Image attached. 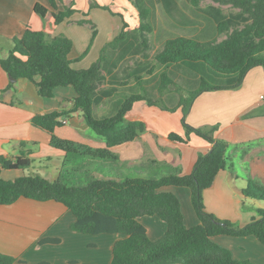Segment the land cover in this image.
Returning a JSON list of instances; mask_svg holds the SVG:
<instances>
[{
  "label": "trees",
  "instance_id": "16d2710c",
  "mask_svg": "<svg viewBox=\"0 0 264 264\" xmlns=\"http://www.w3.org/2000/svg\"><path fill=\"white\" fill-rule=\"evenodd\" d=\"M138 9L140 24L133 31L127 30L128 23L120 34L104 45L98 60L86 69H75L72 65L81 60L73 57L74 42L64 34L50 37L44 31L28 27L20 37L12 39L13 46L0 65L16 79H28L36 84L40 95L52 97L55 88L73 86L77 92L74 105L70 108L36 115L32 119L35 126L51 134L52 145L64 150L67 155L83 149L94 156H110L108 148L136 139L147 129V123L141 117L126 118L135 102L146 100L165 110L174 111L182 107V123L186 138L172 132L170 138L186 141L196 134L210 144L211 149L200 154L194 169L189 174L173 172L161 178H148L135 174L125 179L93 178L82 185H69L62 180L51 181L40 172L24 174L14 179L2 177L3 170L29 169L32 160L28 152L15 158L0 156V204L8 205L22 197L39 201L55 200L65 204L75 215L71 228L85 234L120 233L124 237L113 246V258L110 264H256L249 259H237L230 249L221 246L214 238L221 235L233 237L254 236L264 245V208H256L257 216L249 223L221 219L209 212L204 201V192L212 187L217 175L228 167L229 143L216 136L219 125L194 126L187 120L196 98L206 91L239 88L247 73L256 66L264 67V0H212L219 5L237 8L238 12L224 14L214 4L207 6V16L215 24L218 34L228 37L221 42L199 41L187 36L169 38L165 49L157 56L164 66L184 65L202 73L206 67L224 79L222 84H213L201 74L200 85L181 94L176 106L168 107L149 94L131 93L125 97L115 114L99 116L95 105L99 104L98 91L107 70L108 55L114 53L128 39L140 36L137 30H153L150 22L143 18L151 13L157 1L170 7L173 0H130ZM200 7L202 0H190ZM63 0H49V6L36 4L34 11L42 17L51 10L56 24L71 18L78 10L60 4ZM149 3L151 5H149ZM91 7L110 10L109 5H99L93 1ZM83 21H80L82 24ZM95 34V31L93 32ZM147 66H138L135 73H142ZM139 80V78H137ZM163 89L168 90L172 79L162 74ZM81 109L86 124L98 135L104 137L108 148L91 149L73 141L59 138L55 130L63 122L60 118ZM23 146L25 143L22 144ZM186 187L191 192L193 207L199 223L188 227L185 223L179 197L165 188ZM247 198L264 202V186L249 179L243 189ZM145 215H157L167 223L164 236L153 241L146 226L140 221ZM58 243V238H45L40 244ZM14 256L0 252V264H17Z\"/></svg>",
  "mask_w": 264,
  "mask_h": 264
},
{
  "label": "crops",
  "instance_id": "0c3cea01",
  "mask_svg": "<svg viewBox=\"0 0 264 264\" xmlns=\"http://www.w3.org/2000/svg\"><path fill=\"white\" fill-rule=\"evenodd\" d=\"M93 1L99 5H109L115 14L100 7L92 8ZM37 3L49 6V0H0V45L5 47L2 49L0 46V53L4 55L0 58L8 55L12 39L20 37L30 27L44 31L50 37L64 34L72 39L74 58L81 57L88 50L80 61L72 65L75 69H86L98 60L103 46L120 34L124 21L128 23L129 31L137 29L140 24L138 9L130 0H63L61 9L71 6L78 11L60 24L55 23L51 10L45 17L37 14L34 11ZM80 21L83 23L80 24ZM131 40L134 38L128 39ZM110 54L107 68L111 64ZM116 79H112L109 87L99 88L100 102L94 108L99 116L105 117L108 99L114 98L119 90ZM76 97L77 92L71 85L59 86L52 97H44L34 82L24 78L14 82L0 65V156L15 158L22 154V150L28 152L33 163L31 170L40 172L51 181L62 180L66 165L68 167L72 158L76 165L72 161L69 167L75 172L79 168L86 171L88 161L97 160V157L101 158L102 163L99 168L92 167L89 174L94 178L125 179L141 174L155 179L173 172L191 173L200 154L207 153L212 147L194 133L186 141L170 138L172 132L186 138L182 107L169 111L150 105L146 100H139L126 118H143L147 123L146 131L132 141L111 148H108L104 137L86 124L81 109L60 118L67 122L56 128L55 133L59 138L91 149L108 148L113 154L112 157L94 156L78 149V152L66 156L64 150L52 145L51 134L35 126L32 119L36 115L70 108ZM187 120L197 127L218 124L216 136L226 140L231 148L228 154L231 164L217 175L213 186L204 192L207 210L221 219L240 225L249 223L257 216L256 208H264L263 201L247 198L243 194L249 179L264 186V67L252 68L239 88L200 94ZM240 158L247 166L242 175L233 162ZM32 171L3 170L1 175L5 179H14ZM183 188L170 186L165 190L179 197L184 214L180 195L184 194L187 201L188 193ZM246 203L247 208H243L242 205ZM184 219L188 227L199 223V219L195 218L187 222L185 214ZM75 220L72 211L55 200L39 201L22 197L12 204H0V252L17 258V264H110L113 246L124 235L76 232L71 228ZM140 221L153 241L161 239L168 228L167 223L157 215L142 216ZM45 238H58L60 242L40 244V240ZM244 238L247 239L242 243L256 245L264 254V247L256 237ZM214 240L235 253L233 244L224 236H217ZM258 262L264 264V260Z\"/></svg>",
  "mask_w": 264,
  "mask_h": 264
},
{
  "label": "rangeland",
  "instance_id": "374dc122",
  "mask_svg": "<svg viewBox=\"0 0 264 264\" xmlns=\"http://www.w3.org/2000/svg\"><path fill=\"white\" fill-rule=\"evenodd\" d=\"M210 4H214L216 7L221 8L224 14L238 12L237 8H233L229 5H219L212 0H202L200 7L194 6L190 0H173L170 7H166L163 3L157 1L154 10L143 18L145 23L150 22L152 24L153 30H137V34H142L144 39L137 36L134 40L127 41V44L122 45L114 53L110 54L111 64H109L107 70H105V79L102 80L99 88L105 89L107 86L109 87V83L115 77L117 78L115 82L118 84L117 87L119 90L114 98L108 99L107 107L105 106L107 110L105 111L106 113H104L105 116L113 114L112 112L115 114L121 101L131 93H147L154 100L166 106H172L178 103L181 94L188 95L190 91L196 89L200 85L201 74L210 83L222 84L224 82L221 76L214 73L208 67H206L202 73H198L184 65L164 66L157 61V56L164 51L165 44L169 38L187 36L199 41L217 42L227 39L228 36L226 34H218L215 24L209 16H207L205 9ZM149 5L151 4L149 3ZM0 46L2 49H5L3 45ZM0 56H4L3 53H0ZM144 65L147 67L142 73L134 72L135 68ZM163 73L169 74L172 79L168 90H166L167 88L161 90L163 89ZM137 78H139V80ZM230 150L231 148L228 149L227 155L230 153ZM100 159V157H97V160L90 159L86 166V171L79 168L73 172L69 167L70 162H75V159L72 158L68 167L66 165V170L62 175V181L69 185L85 184L89 179L95 177L91 176L89 173L93 170L92 167L99 168L101 166L102 162ZM230 161L231 159L228 160V166L231 164ZM233 162L236 166L235 169L242 175L244 169H247V166L243 164L241 158L240 160L234 159ZM74 165H76V162ZM31 169L33 168H29V171H32ZM96 178L107 177L99 176ZM183 189L188 193L187 201L184 194L180 195L185 211V218L187 222H190L194 218L198 220L191 202L190 190L186 187ZM247 205L248 203L244 206L242 205V207L247 208ZM222 236L230 240L233 244L235 253H232L234 257L238 259H249L256 264H261L258 261L264 260V254L258 250V246L242 243V241H246L245 239L247 238ZM262 247H264V245Z\"/></svg>",
  "mask_w": 264,
  "mask_h": 264
},
{
  "label": "water",
  "instance_id": "95a60500",
  "mask_svg": "<svg viewBox=\"0 0 264 264\" xmlns=\"http://www.w3.org/2000/svg\"><path fill=\"white\" fill-rule=\"evenodd\" d=\"M11 80L15 82L17 79L11 76Z\"/></svg>",
  "mask_w": 264,
  "mask_h": 264
},
{
  "label": "built area",
  "instance_id": "2783aa9c",
  "mask_svg": "<svg viewBox=\"0 0 264 264\" xmlns=\"http://www.w3.org/2000/svg\"><path fill=\"white\" fill-rule=\"evenodd\" d=\"M61 121H62L63 123H66V122H67L65 119H61Z\"/></svg>",
  "mask_w": 264,
  "mask_h": 264
}]
</instances>
